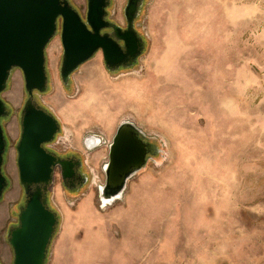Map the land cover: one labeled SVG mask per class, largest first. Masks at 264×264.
Segmentation results:
<instances>
[{
	"label": "rangeland",
	"instance_id": "1",
	"mask_svg": "<svg viewBox=\"0 0 264 264\" xmlns=\"http://www.w3.org/2000/svg\"><path fill=\"white\" fill-rule=\"evenodd\" d=\"M68 2L84 18L86 0ZM125 4L109 0L106 19L124 28ZM56 24L44 51L47 88L34 98L61 127L45 146L81 155L86 181L70 190L54 176L47 203L58 225L45 264H264V0H142L136 62L109 70L97 51L67 85ZM2 97L4 230L24 201L15 143L28 95L19 69ZM121 121L160 151L103 205L98 190ZM89 136L98 145L87 147Z\"/></svg>",
	"mask_w": 264,
	"mask_h": 264
},
{
	"label": "water",
	"instance_id": "2",
	"mask_svg": "<svg viewBox=\"0 0 264 264\" xmlns=\"http://www.w3.org/2000/svg\"><path fill=\"white\" fill-rule=\"evenodd\" d=\"M141 2L126 0L123 28L106 19L109 0H86L84 18L68 0H0V91L5 89L11 69H19L28 95L15 146L18 181L26 198L18 210L17 225L8 231L12 264H45L58 225L57 213L49 208L45 193L52 185L55 167L60 168L62 179L72 175L71 162L56 157L45 146L61 130L59 120L34 98V92L42 93L47 88L44 51L55 34L56 22L60 21L62 46L59 75L63 85H67L71 74L97 51L102 53L109 70L136 62L143 51V40L134 27ZM145 137L132 122L121 121L117 125L108 146L105 181L98 190L103 205L119 199L127 181L150 155L160 151ZM98 143L99 139L87 147ZM5 186V177L0 175V197Z\"/></svg>",
	"mask_w": 264,
	"mask_h": 264
},
{
	"label": "flooded vegetation",
	"instance_id": "3",
	"mask_svg": "<svg viewBox=\"0 0 264 264\" xmlns=\"http://www.w3.org/2000/svg\"><path fill=\"white\" fill-rule=\"evenodd\" d=\"M6 87H7V82H6ZM6 87L4 90L0 91V101L2 103V105L0 103V175L5 177V181L7 182V186L3 188L2 196L8 187L6 164H7V156H8V149H9V139H8V135L6 132L4 121H5V118L9 114V107H8V103L2 97V93L6 90ZM18 139H19V134H18L16 143ZM16 143H15V146H16ZM47 149L49 150V152H51L56 157L67 159L71 162V164L73 165L71 177L62 179L60 176V181L64 187H67L70 190H79L85 184V181H86V174L84 171V162H83L82 156L74 151L58 152L48 147ZM16 169H17V165H16ZM17 172H18V169H17ZM56 173L60 175L61 170L59 167H55L53 170V181H54V176ZM50 188L51 186L49 187V190L45 193L46 197L48 195V192L50 191ZM33 189L34 187H32V190ZM2 196L0 197V200ZM25 198L26 196L24 194V201H25ZM24 201H23V204H24ZM17 208L19 210L20 208L19 205L17 206ZM17 223L18 221H16L11 227L6 226L4 230L0 228V264H7V262L8 264H12L13 251H12L11 246L8 243V231L13 229L17 225ZM7 252L9 253V255H7Z\"/></svg>",
	"mask_w": 264,
	"mask_h": 264
},
{
	"label": "bare ground",
	"instance_id": "4",
	"mask_svg": "<svg viewBox=\"0 0 264 264\" xmlns=\"http://www.w3.org/2000/svg\"><path fill=\"white\" fill-rule=\"evenodd\" d=\"M98 142V139L96 137H88L86 140V145L91 146L92 144H95Z\"/></svg>",
	"mask_w": 264,
	"mask_h": 264
}]
</instances>
